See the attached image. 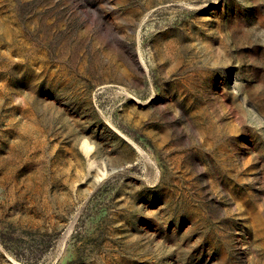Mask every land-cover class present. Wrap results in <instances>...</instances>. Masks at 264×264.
Returning a JSON list of instances; mask_svg holds the SVG:
<instances>
[{
  "label": "rangeland",
  "instance_id": "rangeland-1",
  "mask_svg": "<svg viewBox=\"0 0 264 264\" xmlns=\"http://www.w3.org/2000/svg\"><path fill=\"white\" fill-rule=\"evenodd\" d=\"M0 264H264V0H0Z\"/></svg>",
  "mask_w": 264,
  "mask_h": 264
}]
</instances>
